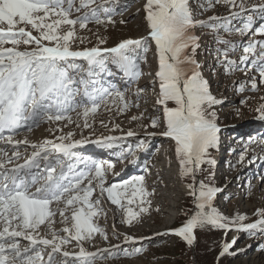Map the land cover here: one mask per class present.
<instances>
[{"label": "snow or ice", "instance_id": "snow-or-ice-1", "mask_svg": "<svg viewBox=\"0 0 264 264\" xmlns=\"http://www.w3.org/2000/svg\"><path fill=\"white\" fill-rule=\"evenodd\" d=\"M96 3L97 0H79L78 5L76 0H0V141L13 145L11 156L0 149V264H95L97 259L118 258L108 249L89 252L81 244L91 241L96 233L108 239L94 220L102 211L98 207L101 199H92L97 190L100 197L106 194L107 200L123 211L125 224L130 225L150 210L151 201L147 197L151 193L146 190L143 175L121 183L106 182L112 162L73 151L86 141H71V132L57 137L59 142L45 139L38 144L29 145L26 140L13 144V136L21 128L31 131L42 121L71 122L69 113L76 112L85 118L84 127H89L87 118L96 114L101 106L107 107L117 99L123 106L118 111L129 106L122 92L114 86L98 87L95 77L104 73L113 75L108 68L110 61L126 77L133 81L139 79L142 73L135 57L137 50L147 51V40L129 39L112 48L96 46L74 50L72 44L79 38L76 37L77 26L83 30L89 23H113L110 9L103 5L92 7ZM225 3L237 9L232 12L233 18L247 6L244 0L238 4L236 0H225ZM82 10L87 11L71 18ZM144 11L158 58L156 104L163 112L165 130L162 135L174 141L181 177L191 178L186 190L194 208L173 234L191 246L196 229L246 232L250 236L264 231V209L257 210L258 218L249 223H244L245 216H224L214 203L221 189L197 180L201 165L213 163L208 158L209 150L218 146L220 129L215 113L209 109L220 101L211 95L208 82L201 76L200 64L195 59L198 38L191 31L200 27L215 30L218 36L220 31L229 35L235 32L240 36L249 33L264 36V25L253 28L251 18L236 29L217 16L196 21L190 0H146ZM259 12L264 19V3ZM79 39L83 43V38ZM217 43L231 45L223 39H218ZM237 50L235 46L226 47L217 56L226 74L237 70L235 62L229 59L230 53ZM242 53L241 63L249 58L254 64L259 61V82L255 78L251 82V89L257 90L258 84H264V40L243 46ZM78 60L86 62V66L76 63ZM143 92L144 89L137 90L138 98ZM170 103L173 106L170 107ZM257 111L258 118L264 120V103ZM159 124L160 120L153 118L150 127L157 128ZM126 135L134 137L136 134L129 130ZM118 139L108 136L88 142L111 148ZM19 144L27 145L25 151L28 147L32 149L23 163H17L21 159ZM135 147L144 149L146 143L138 141ZM246 153L247 150L241 153L238 162L245 160ZM132 154L129 150L128 155ZM120 156L126 158L123 152ZM137 199L138 212L128 207ZM57 214L61 223H70L63 227L64 235L53 228ZM42 225L46 227L44 235L40 233ZM24 241L27 244L22 246ZM73 241L79 246L78 253L66 248ZM124 242L135 244L136 239L125 236ZM235 243V238L224 243L219 256L234 255L230 250ZM140 252V248H134L126 255Z\"/></svg>", "mask_w": 264, "mask_h": 264}, {"label": "rangeland", "instance_id": "rangeland-1", "mask_svg": "<svg viewBox=\"0 0 264 264\" xmlns=\"http://www.w3.org/2000/svg\"><path fill=\"white\" fill-rule=\"evenodd\" d=\"M76 2L78 5L79 0ZM239 2L240 0H236L237 4ZM244 2L246 8L235 18L232 17V12L237 9L230 8L225 0L220 2L211 0V3L209 0H190V6L196 21H207L209 17L217 16L221 21H228L233 29L241 27L250 18L253 28L264 25V19L259 12L264 0ZM145 3L146 0H97L92 7L103 5L109 8L113 23L107 21L104 24L89 23L83 30L77 26L76 37L83 38V43L77 38L72 44L74 50H82L96 46L112 48L129 39L147 40L145 45L147 51L137 50L135 57L142 73L139 79L133 81L126 77L123 72L117 71L110 61L108 68L113 75L108 76L104 73L95 77L98 87L114 86L116 90L122 92L129 106L122 112L118 111V108L123 107L118 99L107 107L101 106L96 114H90L87 118L89 127H84L85 118L76 112L69 113L71 122L42 121L39 126H33L31 131L21 128L13 136V143L26 140L30 145L38 144L45 139L59 142L57 137L66 136L71 132V141H86L73 151L97 160L112 162L113 168L106 174V182L121 183L134 176L145 177L143 183L146 190L151 193L147 197L151 201L150 210L141 214L130 225L122 222L123 211L117 210L116 206L107 200L106 194L100 197L98 190L93 193V200L98 197L101 199L98 207L102 209L94 220L104 230L108 239L105 240L96 233L91 241H82L81 244L89 252L108 249L118 256L115 259H97L95 264H264V231H257L254 236H250L246 232L225 233L219 229H196L191 246L173 234L175 229L183 225L194 208L186 190L191 178L181 177L174 141L162 135L165 130L163 112L162 107L156 104L159 92V83L155 77L158 58L145 20ZM84 11L87 10L74 13L71 18L82 15ZM191 31L198 38L199 47L195 59L200 64L201 76L208 82L211 95L220 101L209 109L215 113L216 123L220 129L218 146L209 150L208 158L213 163L210 165L205 162L201 165L202 171L197 173V180H203L206 184L210 183L221 189L214 203L222 215L245 216L247 219L244 223L253 222L258 218L257 210L264 209V120L258 118L260 113L257 111L264 103L261 99L264 97V84H258L257 90L251 89L252 78L259 82V61L254 64L252 58H249L247 62L241 63L240 57L243 54V46L264 40V36L252 33L240 36L235 32L229 35L223 31H220L218 36L215 30L200 27ZM218 39L230 41L231 45L219 44ZM101 40L104 42L100 43ZM230 46L238 49L229 55V59L235 62L237 70L226 74V68L218 62L217 56ZM76 63L86 66V62L82 60ZM138 89H144L139 98ZM169 106L173 105L170 103ZM133 117L137 119L134 120ZM153 118L160 120L157 128L150 127ZM129 130L136 135L127 137L126 133ZM150 133L155 135H149ZM108 136L119 138L111 148L88 142L102 140ZM138 141H144L146 147L137 150L135 146ZM25 147L27 145H18L21 159L17 163H23L24 158L31 154L32 149L28 147L25 151ZM12 148V144L0 141V149L7 151L9 156ZM129 150H132V155H128ZM245 150H247L245 160L238 162ZM121 152L126 158L120 156ZM163 162L168 167L165 171L160 167ZM145 168L148 169L147 172L144 171ZM130 192L131 189L129 195ZM124 202L126 203V199ZM138 203L139 199L128 207L138 212ZM67 215L70 220L71 211ZM53 219L54 230L64 235L62 229L70 226V223L68 225L61 223L59 214ZM45 232L46 227L42 225L41 235ZM125 236L134 237L136 243H125ZM234 238L236 243L230 251L235 254L220 257L222 245ZM25 244L27 241H24L22 246ZM66 248L72 253L79 251L75 241ZM134 248H140L141 252L126 255V252L132 253Z\"/></svg>", "mask_w": 264, "mask_h": 264}, {"label": "bare ground", "instance_id": "bare-ground-1", "mask_svg": "<svg viewBox=\"0 0 264 264\" xmlns=\"http://www.w3.org/2000/svg\"><path fill=\"white\" fill-rule=\"evenodd\" d=\"M13 144H15V143H13ZM160 167H162V168H161L162 171H165V170H167L166 168H168L165 162L161 163ZM172 170L174 171V169H172ZM168 172H169V171H168ZM171 176H172V175H171ZM75 253H76V252H75Z\"/></svg>", "mask_w": 264, "mask_h": 264}]
</instances>
